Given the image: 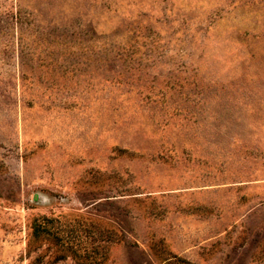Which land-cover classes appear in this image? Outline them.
Returning a JSON list of instances; mask_svg holds the SVG:
<instances>
[{"label":"rangeland","instance_id":"1","mask_svg":"<svg viewBox=\"0 0 264 264\" xmlns=\"http://www.w3.org/2000/svg\"><path fill=\"white\" fill-rule=\"evenodd\" d=\"M0 264H264V0H0Z\"/></svg>","mask_w":264,"mask_h":264}]
</instances>
